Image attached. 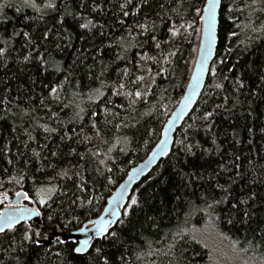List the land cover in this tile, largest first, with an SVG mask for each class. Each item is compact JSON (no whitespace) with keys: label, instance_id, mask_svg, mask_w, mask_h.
<instances>
[{"label":"trees","instance_id":"1","mask_svg":"<svg viewBox=\"0 0 264 264\" xmlns=\"http://www.w3.org/2000/svg\"><path fill=\"white\" fill-rule=\"evenodd\" d=\"M92 2L86 0V7L80 9L79 0H67L70 11H80L104 25V35H100L99 29L88 32L78 29L71 19L66 22L65 27L75 34L71 41L73 46L52 55L57 61H63L62 69H67L76 55L82 54V60L84 56L88 57L84 63L77 61L79 66L67 81L64 79L66 73L52 70L51 65L48 72H43L37 61H23V55L28 54L26 41L22 35L12 36L13 29L32 32L35 39L39 35L38 29H42L45 23L25 20L24 13L33 15L31 9H25L22 14H17L15 9H5L10 19L0 24V47L11 50L6 63L0 65V101H3L0 103V199L8 204L17 192H26L29 198L25 204L41 210L45 229L56 225L72 231L97 217L130 168L143 160L158 142L169 115L186 90L197 56L201 21L193 5L202 8L206 0H149L147 5L143 0H133V4L126 8L133 13L128 17L120 15L119 5L125 0H97L101 9L96 13L91 12ZM136 4L141 5L139 10L135 8ZM262 9L264 0H257L255 4L253 0H223L219 44L212 65L218 76L209 75L194 108L207 110L204 104L206 94L211 97L210 102L223 103L222 97L233 91L234 79L240 77L243 81L244 88L240 89L243 105H237L227 120L223 115L214 117L216 128L227 133L217 138L221 154L213 152L194 162L211 171L221 161L231 167L233 156H238L236 163L240 167L230 173L236 179L231 185L232 195L240 198L257 193L247 206L254 214L248 218L247 224H242L240 213L231 209L235 200L217 206L215 211L209 210L199 199L201 187L206 185L196 181L187 189L181 187L172 167L175 156L164 157L149 174L154 179L146 184L148 175L131 195L138 196L142 206H134L130 217H121L125 223L113 227L112 231H117L133 248L126 250L105 243L110 264H120L121 254L124 264H206L210 257L209 248L197 239H191L196 234L195 227L205 225L235 241L238 249L251 260L264 262V185L259 183L264 180V133L261 132L264 129V93L260 99L250 94V89L259 84L257 75L264 70ZM3 18L0 15V19ZM48 23L51 26V22ZM141 23H147L146 32L136 27ZM171 27L180 29L176 37L169 32ZM233 32L237 35L231 36ZM81 35L85 37L83 40L79 39ZM153 35L155 41L151 39ZM122 37L129 43L126 54L118 46ZM156 43L160 44L159 49L155 47ZM94 46H99L100 50H95ZM84 49L88 51L84 52ZM173 52L175 55H170ZM118 53L122 59H116ZM145 54L156 58L159 63L147 59ZM163 56H169L170 63H165ZM221 60L223 64L219 63ZM149 67L155 84L151 85L143 100L130 104L123 95H114L112 89L118 80L128 85L135 76L146 75ZM159 67H165L166 74L157 76ZM124 68L129 69V75L123 74L121 70ZM223 76L228 79L224 80ZM214 81L224 84L225 89L211 90L209 85ZM145 83H150L147 75L145 82H137L136 86L129 85L121 91H133L135 87L143 90ZM44 85L59 86L58 99L50 96V88ZM92 89H99L103 95L97 98ZM228 107L231 108L230 102ZM22 108L34 109L32 119L21 115ZM53 112L58 114V119L49 121ZM75 112H79L81 119H72ZM93 112L97 115L93 116ZM191 122L188 116L183 126ZM43 124L56 128V133H45L39 126ZM29 136L35 139H29ZM175 139H180V129ZM197 139H204L203 131ZM204 146L211 147L210 140ZM177 147L174 144L173 153ZM34 151L39 155H34ZM52 152L57 155L52 156ZM100 160L105 163L100 164ZM158 171L161 173L159 177ZM60 172H67V176L58 175ZM237 173L242 175L236 178ZM21 175L25 179L16 183ZM165 180L167 182H162ZM221 183L226 181L221 180ZM43 186L56 189L46 204H40L41 197L37 196V189ZM177 196L181 199L177 200ZM222 196L223 193L217 190L216 198ZM77 197L85 201L82 207L80 200L71 205V200ZM89 199L90 204L87 203ZM186 201H190V205ZM49 216L53 218L49 220ZM232 217H235L234 223L227 224L226 220ZM28 225L23 223L16 226L14 232L0 234V244L7 247L8 239L12 237V248H16ZM178 228L185 230L180 237L175 236ZM55 241L39 245L22 241L25 251L19 259L23 264H85L86 257L71 251L76 244L66 241L57 245ZM170 243H175V253L167 251ZM56 252H62V257L55 256ZM0 260L7 262L8 253L0 256Z\"/></svg>","mask_w":264,"mask_h":264},{"label":"snow or ice","instance_id":"2","mask_svg":"<svg viewBox=\"0 0 264 264\" xmlns=\"http://www.w3.org/2000/svg\"><path fill=\"white\" fill-rule=\"evenodd\" d=\"M257 0H253V4H255ZM143 3L147 5L149 0H143ZM221 0H206V2L201 7H194V11L199 17V20L202 22V28L198 31L202 34V42H201V55L197 61L195 73L193 76V83L189 84V88L191 91H185V96L183 99V108L180 109L183 112L184 108H188L189 105L192 104V97L195 95V90L200 86L201 76L207 71L210 73L212 77H217V69L214 66H205V60L207 59L206 52L210 53L212 49V43L216 40V36L213 34L214 27L216 25V15L217 8L220 6ZM133 4V0H125V3L119 5V8L122 10L120 15L123 17H128L130 13L126 8ZM78 7L80 9H84L86 7V0H79ZM136 10L141 8L140 4H136ZM163 8V5H161ZM5 9H15L17 14L24 13L25 9H31L33 15L28 16L24 13V19L27 21H41L45 22L44 27L42 29H38L39 35L33 39V33L29 31H16L13 29L12 36H20L22 35L25 38V46L28 48V54L23 55V61H37L38 67L43 72L49 71V66H52V70L54 71H64L66 74L64 76L65 81L68 80L71 72L75 70L79 65L77 61L80 63L86 62L88 59L87 56L81 59V55H76L73 58L72 64L68 66L67 69H62L63 61H57L55 57L52 55L53 52L60 51L62 52L65 48H71L73 45L71 41L75 38V34L68 28L65 27L66 22L71 19L72 22L76 25L78 29H84L88 32H91L93 29H99V34L104 35L103 29L104 25L100 23L99 20L89 19L82 14L80 11H70L68 7L67 0H0V15H3V19H0V24L6 23L10 18L6 16ZM101 9V4L97 2V0H93L91 5V12L96 13L97 10ZM264 10V9H262ZM175 12V9L172 10ZM147 20V17H145ZM83 21V22H81ZM51 22V26L49 23ZM121 24L124 23L123 20L120 21ZM195 23V20L193 21ZM136 27L141 32L147 31V23H141L136 25ZM184 25H181L183 28ZM191 27V24L188 25ZM131 26L129 27V34H131ZM256 31V29H252ZM180 29L176 27L169 28V32L172 37H176L179 34ZM231 36H236L237 33L233 32L230 34ZM85 37L83 35L79 36V39L83 40ZM153 41L156 40V37L151 36ZM118 46L121 48L123 53H127L129 48V43L127 38L122 37L119 41ZM24 47V46H22ZM109 47H111L109 45ZM155 47L157 49L160 48V44L156 43ZM43 49V51H41ZM95 50H100L99 46H94ZM10 49L6 50V47H0V65L6 63V58L10 53ZM87 49H84V52H87ZM226 51H231L227 49ZM170 55H175V52L170 53ZM145 57L149 60H153L156 63H159L156 58ZM92 59L95 61L96 57L93 56ZM116 59H122L121 54L116 55ZM141 59H144L142 57ZM163 60L165 63H170L169 56H163ZM219 63L223 64L224 62L221 60ZM94 67V65H93ZM125 76L129 75V69L124 68L121 70ZM229 72L232 71L231 68L228 69ZM152 69L149 67L147 69L146 75L150 83H145V87L143 90L139 89V87H135L133 91L122 92L121 90L125 89L129 85L136 86L137 82H145L146 75H138L135 76V79L129 81V84L120 83L119 80L116 82V86L112 89L114 95L121 96L123 95L126 99L129 100L130 104H134L136 100H143L144 96L149 93L152 84H155V80L151 78ZM167 69L165 67H159L156 72L157 76L162 74H166ZM224 80H227V76H223ZM257 79L259 84L256 88L250 89V94L258 99L261 98V94L264 93V70H262L258 75ZM34 83V81H33ZM45 88H50V96L56 97L58 99L57 93L59 90V86L51 87L50 85H44ZM211 90L216 89H225L224 84L216 83L215 81L209 85ZM244 88V83L240 79V77H236L233 81V91L229 92L228 95L222 97L223 103H215L210 102L211 97L207 96L204 100V104L206 105V109H193L192 113L189 114V119L192 121L191 123H187L186 126H181L180 128V139H174L173 144L178 147L175 150V153L172 152V149L165 148L167 144V139L163 140L160 145V156L172 158L175 156L173 161V169L174 174L181 181V187L187 189L194 182L200 181L204 187H201L202 195L199 197L205 206L211 210L215 211V208L222 204L229 203L230 200H235V203H232L231 209L232 211H238L241 215V223L247 224L248 218H250L252 213L250 209L247 207L248 204L256 198L257 193L252 192L247 195H242L240 198H237L232 195L231 185L236 182V179L230 174L232 170L239 168L240 165L236 163L239 160L238 156H233V160L231 163V167L228 164L221 161L215 169L208 171L203 168L202 165H198L194 162L195 159L199 158L203 160L209 154L215 152L216 154H221V145L217 143V138L219 135L224 134L227 135L226 132L221 133L214 123V117L218 115H223L224 119L227 120L232 115V110L237 107V105H243L244 101L240 99V89ZM259 89V91L257 90ZM94 94H96L97 98L102 96L103 93L100 92L99 89L91 90ZM78 95V94H75ZM91 98V97H90ZM6 99V98H5ZM161 100L164 99L163 96L160 97ZM229 102L231 103V108L228 107ZM3 103V101H0ZM44 101L41 99V104ZM19 107V106H18ZM6 111H11L10 109H6ZM32 111L34 109L22 108L20 109V113L23 116H27L29 119H32ZM82 111V110H81ZM199 114H196V113ZM147 114V113H146ZM93 116L97 115L95 112L92 113ZM53 119H58V114L53 112L51 116L48 117L49 121ZM73 120L81 119L79 112H75L72 117ZM172 121H169V125ZM45 131V133H56V128H50L47 124L39 125ZM27 131V130H26ZM201 131H203L204 139H197V136L200 135ZM249 132L252 129H248ZM261 132L264 133V129H261ZM233 136L236 135L235 132L232 133ZM29 139H35V137L29 136ZM64 139V137H61ZM210 140L211 147H205L204 145L208 143ZM238 142V141H237ZM27 146V145H25ZM41 147H47V145H42ZM34 155H39L34 151ZM52 156H56V152L51 153ZM96 155V153H93ZM151 162V161H150ZM11 163V160L8 161ZM100 164H104L103 160L99 161ZM185 169H188L185 171ZM262 170H264V166H262ZM207 172V175L205 173ZM58 175L67 176V172H60ZM161 173L157 172V177H159ZM242 175L241 173H237V177ZM25 177L23 175L20 176L16 183H20L23 181ZM154 178L149 175L145 180L147 184L149 181ZM259 180V177L256 178ZM221 180H225L226 183H221ZM167 182V180L162 181ZM259 183L264 185V180H259ZM199 186V185H198ZM127 187V185H121V195H123V190ZM223 193V196L220 199L216 198V191ZM56 189L53 187L43 186L37 189V196L41 197L39 199L40 204H46L47 200H49L52 196V193L55 192ZM17 196L23 195L26 199L29 198L27 193H16ZM177 200L181 198L179 196L176 197ZM209 199L211 203H209ZM80 200L79 197L71 200V205H76L77 201ZM91 199L87 201V203H91ZM85 201L80 200V206L82 207ZM187 204L190 205V201H186ZM141 207V201L138 196H131L130 202L123 206V211H111V216L113 219L104 221V220H93L91 221L93 228L92 232L94 233V238L89 239H81L76 242V246L72 248V253L77 256L86 257L85 264H110V258L107 254V250L105 248V243L111 244L116 247H124L126 250L132 249L133 245L131 243L126 244L125 239L121 238L120 234L117 231H112L111 226L114 225H123L125 221L120 217H130L132 213L133 207ZM27 213L31 215V211L26 208L16 209L15 211L0 213V233L7 235L8 232H14L16 230V226L24 219V214ZM39 215V213H35ZM229 216L231 217V211L229 212ZM53 217L49 216L48 219L51 220ZM148 219L152 220L153 217H149ZM235 221V217L229 218L226 220V223L231 225ZM41 226H36L35 236L32 232V225L29 224L28 228L23 230L22 241H33L35 244L39 245L41 241L38 239L40 234ZM78 231L85 232L87 229L79 228ZM185 231L184 229L178 228L175 233L176 237H180L181 233ZM264 231V230H262ZM193 241H195V236L191 237ZM21 243L16 247L12 248V244L14 240L12 237L8 239V246L5 247L3 244H0V256H4L7 252L9 256V260L6 262L4 260H0V264H23V261L19 259V256L22 255L25 251L23 247V243ZM97 241L99 244L97 246ZM56 244H64L65 240L61 239L60 235L56 236ZM175 243H170L167 245V251L175 253ZM55 256L62 257V252H56ZM120 264H124V257L121 254Z\"/></svg>","mask_w":264,"mask_h":264},{"label":"water","instance_id":"3","mask_svg":"<svg viewBox=\"0 0 264 264\" xmlns=\"http://www.w3.org/2000/svg\"><path fill=\"white\" fill-rule=\"evenodd\" d=\"M222 4H223V0H221L220 6L217 8L216 25L214 27V32H213V34L216 36V40L213 41L212 43L211 52L205 53L207 56V59L205 60L206 67L213 65L216 55H217V49H218V44H219L220 13H221ZM201 28H202V22H201ZM201 42H202V34L200 32V40H199V45H198L197 56H196L194 66L191 72V76H190V79H189V82H188V85L185 91H191V89L189 88V84L193 83V76L195 73L196 64L201 55V47H200ZM209 75L210 73L207 71H205L202 74L200 86L196 88L195 95H193L192 97V101H193L192 104L189 105L188 108H184L183 112H181L180 109L183 108V99L185 96V92H184L179 103L169 115L162 129L160 139L155 144V146L150 151V153L143 160H141L140 162H138L137 164H135L134 166L130 168L127 175L119 183V185L116 187L113 193L109 196L107 203L104 209L102 210V212L97 217L89 220L88 222H86L80 227V228L87 229V231L80 232L78 231L79 228L72 230V231L59 230L58 227L55 225L49 228L50 233L48 234L46 238L39 239L41 241L40 244H47V243L53 242L56 239L57 235H60L61 239L65 240V242L70 241V242H73L74 244H76V242H78L81 239L94 238V233L92 232L93 225L91 221L97 220V219L107 221V220L113 219V217L111 216V211H121L122 212L123 206L129 203L130 197L134 189L159 165L161 160L164 158L160 156L159 154L161 142L167 139V144L165 145V148H170V149L173 148L174 146L173 140L175 139V135L177 131L181 128V126L183 125L184 121L187 119L189 114H191V112L197 105L205 89ZM170 120L172 121V123L169 125ZM121 185H127V187L123 190V195H121ZM20 193H26V192L20 191ZM26 201L27 199L23 195L21 196L15 195L13 198H10L8 200V204L0 210V213L15 211L16 209H21V208H26L30 210L32 214L29 215L25 213L24 219L21 220V222L18 225L23 224V223H28L35 227L37 225L44 227L42 217H41V210L39 208L25 204ZM37 212L39 213V215L35 214ZM114 226H111V230L113 229Z\"/></svg>","mask_w":264,"mask_h":264},{"label":"rangeland","instance_id":"4","mask_svg":"<svg viewBox=\"0 0 264 264\" xmlns=\"http://www.w3.org/2000/svg\"><path fill=\"white\" fill-rule=\"evenodd\" d=\"M7 202L0 199V207L5 206ZM50 228V227H49ZM41 227L38 239H44L50 233V230ZM195 238L203 243L210 250V257L206 264H264V262L251 260L248 255L238 249L237 243L216 228L210 225L195 227ZM59 230H62L58 228ZM36 227L32 225V232L35 236ZM56 240V239H55Z\"/></svg>","mask_w":264,"mask_h":264},{"label":"bare ground","instance_id":"5","mask_svg":"<svg viewBox=\"0 0 264 264\" xmlns=\"http://www.w3.org/2000/svg\"><path fill=\"white\" fill-rule=\"evenodd\" d=\"M10 185V184H9Z\"/></svg>","mask_w":264,"mask_h":264}]
</instances>
